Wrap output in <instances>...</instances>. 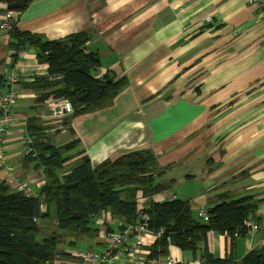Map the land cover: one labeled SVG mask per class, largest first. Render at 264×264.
Returning <instances> with one entry per match:
<instances>
[{"label": "crops", "instance_id": "obj_1", "mask_svg": "<svg viewBox=\"0 0 264 264\" xmlns=\"http://www.w3.org/2000/svg\"><path fill=\"white\" fill-rule=\"evenodd\" d=\"M3 18L0 13V23ZM14 23L47 39L86 32V49L99 55L97 74L108 71L126 81L110 104L72 117L71 133L61 125L68 115L50 117V99L34 102L38 91L28 84L47 74V64L37 60L39 50L26 48L12 65L9 35L0 28V73L18 74L5 162L34 189L44 177L41 169L23 165L27 118L46 126L57 145L79 139L92 166L150 148L160 166L169 164L159 178L174 177L179 185L151 199L188 198L194 216L217 202L219 193H227L228 201L250 195L248 217L257 227L245 225L247 232L233 239L210 230L206 244L215 258L231 257L233 264H243L252 250L264 251V21L255 6L248 0H33ZM76 149L63 172L78 162ZM9 173L0 166L1 178ZM140 197L141 208L148 199ZM99 217L114 222L109 212ZM151 235H142L135 261L121 257L112 264H142L155 240ZM69 239L67 232L58 248L76 249L75 243L67 245ZM100 240L102 235L83 244L99 249ZM77 251L65 263L82 264ZM164 256L173 264H200L198 252L172 244Z\"/></svg>", "mask_w": 264, "mask_h": 264}, {"label": "trees", "instance_id": "obj_2", "mask_svg": "<svg viewBox=\"0 0 264 264\" xmlns=\"http://www.w3.org/2000/svg\"><path fill=\"white\" fill-rule=\"evenodd\" d=\"M32 1L0 0V4L5 5L0 8V13H22ZM12 26L7 44L13 51L12 65L26 48L39 50L37 60L47 64V74L36 76L28 84L38 91L34 102L42 104L50 98L68 99L73 110L62 119L61 125L68 126L71 133H74L70 127L72 117L110 104L125 85V77L118 78L108 71L97 74L99 55L86 49V32L47 39L39 32L21 31L15 23ZM6 76L0 73V94L8 86ZM45 128L35 118L26 119L28 152L24 150L22 161L24 166L32 164L41 169L44 180L35 188L37 190L31 184V196H26L7 183V176L0 177V264H56L55 261L67 264L65 261L75 254L72 251L100 252L102 248L86 249L76 244L102 235L100 243L104 247L108 236L121 233L126 226L136 222L140 210L148 214L149 229L163 228V233L150 245L151 257L167 255V247L172 244L195 256L198 252L200 264H233L231 257L215 258L212 255L206 236L210 230L227 232L231 239L244 235L248 230L244 221L253 207L250 195L228 201L227 193H219L215 196L217 202L207 203L204 209L207 219L200 212L194 216L188 198L151 199L155 194L169 191L175 178H159L164 169L150 148L129 151L92 166L84 149L79 147V139L57 145ZM75 148L74 154L79 155L77 165L65 173L62 169L71 157L70 151ZM5 166L12 167L11 173L19 176V180L25 179L13 166L6 162ZM139 196L148 199L141 208L137 202ZM102 212H109L110 220L114 222L99 217ZM40 219L53 220L54 232L38 239ZM57 228L73 236L72 240H67V245L75 243L76 249L65 252L58 248L61 236L56 232ZM76 259L84 261L78 255ZM243 262L264 264V251H250Z\"/></svg>", "mask_w": 264, "mask_h": 264}, {"label": "built area", "instance_id": "obj_3", "mask_svg": "<svg viewBox=\"0 0 264 264\" xmlns=\"http://www.w3.org/2000/svg\"><path fill=\"white\" fill-rule=\"evenodd\" d=\"M251 5L258 8L259 13L264 21V0H248ZM18 12L8 11L4 14V18L0 23V28L8 32L13 26ZM17 70H11L6 76L8 84L6 90L0 94V166L4 169H9L10 173L6 177L7 183L18 191L23 192L26 196H31V182L26 178L19 180V176L12 174V167H6L4 162V135L7 133V126L13 121L14 116L11 113V106L17 96V89L15 83L17 81ZM49 115L52 118H61L72 113L73 107L71 102L66 98H50ZM29 140H26L28 142ZM28 152V149L25 150ZM206 219L207 215L204 212L200 213ZM148 214L140 210L137 220L133 224H129L121 233L111 234L105 241V246L100 252L80 251L77 253L78 257L83 258L82 264H112L116 260L125 257L129 261H135L136 256L140 251L141 237L147 232L152 233L155 239L163 233V229L159 228L155 231L147 227ZM247 227L256 228L257 225L252 222L250 218L244 221ZM149 246V244H148ZM173 258L169 256L150 257L149 252H144L142 264H173Z\"/></svg>", "mask_w": 264, "mask_h": 264}, {"label": "rangeland", "instance_id": "obj_4", "mask_svg": "<svg viewBox=\"0 0 264 264\" xmlns=\"http://www.w3.org/2000/svg\"><path fill=\"white\" fill-rule=\"evenodd\" d=\"M253 6H255V5H253ZM256 7V6H255ZM256 9L258 10V8L256 7ZM201 156V151H197V157H200ZM156 157H157V155H156ZM75 165H77V162H75V164L74 165H72L71 166V168L73 167V166H75ZM169 164H166V165H161V168H163L164 169V171H165V169L167 168V166H168ZM180 166V165H179ZM179 166H176V167H179ZM187 177V176H186ZM163 179H165V178H163ZM166 180V179H165ZM174 184V183H173ZM172 184V185H173ZM177 186H179L177 183L176 184H174L173 185V187H172V191H177L176 190V188H178ZM140 199H142L141 197H140ZM38 224H39V227H40V232H39V234H38V239H41L43 236H47V235H50V234H52L53 232H54V222H53V220H46V219H40L39 221H38ZM56 232H61V230H59L58 228H57V230H56ZM68 231H65V232H61V233H59V235L61 236V237H66V233H67ZM61 237H60V240H61ZM61 243V242H60ZM76 246L77 247H85V245L84 244H76Z\"/></svg>", "mask_w": 264, "mask_h": 264}, {"label": "clouds", "instance_id": "obj_5", "mask_svg": "<svg viewBox=\"0 0 264 264\" xmlns=\"http://www.w3.org/2000/svg\"><path fill=\"white\" fill-rule=\"evenodd\" d=\"M205 213V212H204ZM203 216V215H202ZM207 219V218H206Z\"/></svg>", "mask_w": 264, "mask_h": 264}]
</instances>
